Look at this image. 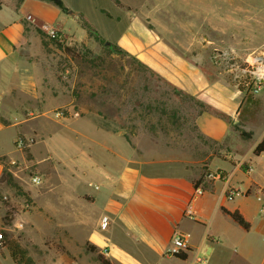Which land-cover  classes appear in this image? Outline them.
Instances as JSON below:
<instances>
[{
	"label": "crops",
	"instance_id": "crops-1",
	"mask_svg": "<svg viewBox=\"0 0 264 264\" xmlns=\"http://www.w3.org/2000/svg\"><path fill=\"white\" fill-rule=\"evenodd\" d=\"M147 1L148 7L136 4L133 11L149 12L143 17L149 19L151 29L152 24L157 26L151 20L154 14L162 15L166 24L161 22L159 27L167 36L175 34L171 15L166 13L171 7L160 0ZM181 1L177 8L187 20L181 39L154 37L148 47H120L181 95L208 107L196 114L194 125L204 140L217 147V155L202 151L197 157L172 156L140 148L121 134L116 121L98 116L109 112L108 107L95 111V105L87 102L79 108H85L89 120L59 118L61 124L57 123L71 125L75 137L79 136L70 140L75 157L67 167L51 152V137L36 121L60 107L73 109L70 96L67 100L64 90L53 84V70L47 69L51 63L39 37L40 25H53L61 11L45 0H0V178L4 170L15 177L25 162L35 166L43 184L37 205L46 213L34 222L21 212L11 222L24 221L19 238L32 234L27 226L31 221L40 233L38 241L50 235L72 243L63 258L31 252L22 239L17 240L32 264H251L256 254H261L264 264V215L254 195L255 188L264 189V151L254 154L264 130L252 141L249 112L241 111L244 95L207 56L209 50L230 52L237 58L262 53L264 0ZM88 40L86 34L78 43ZM253 99L264 106V92ZM241 131L250 137L242 138ZM17 136L35 140L28 148V159L14 148ZM63 170L71 178L70 185L53 188V198L46 196L52 174L60 176ZM212 171H219L223 179H208ZM195 183L203 190L197 197H193ZM227 189L235 191L231 201L225 198ZM5 207L1 205L0 212ZM223 210L238 211L249 230L237 226ZM8 224L0 219V230L7 232ZM40 226L48 228L43 231ZM174 232L188 241L184 259L168 255ZM228 250H233L234 261L219 262ZM9 263L16 264L2 247L0 264Z\"/></svg>",
	"mask_w": 264,
	"mask_h": 264
},
{
	"label": "rangeland",
	"instance_id": "rangeland-1",
	"mask_svg": "<svg viewBox=\"0 0 264 264\" xmlns=\"http://www.w3.org/2000/svg\"><path fill=\"white\" fill-rule=\"evenodd\" d=\"M61 1L67 11L60 10V16L52 26L59 27L64 35L62 46L60 47L54 40L46 37L40 28L39 37H41L47 58L50 60L49 63H51L48 64L47 69L53 70V84L64 90L67 100L70 96L73 109L60 107L40 116L36 121L41 126L44 135L51 137L48 147L64 166L68 167L75 157L70 140L79 136L75 137L74 127L71 125L65 127L57 123H60L59 118L71 121L72 117L76 119L84 117L85 108L79 107L80 105L84 107L87 102L88 105H95L93 108L95 111L102 110V106L108 107L109 112L98 113V116L103 120L116 121L121 134L129 141H136V145L141 146L140 148L157 149L161 154L172 156L197 157L202 151L206 156L209 153L217 155V147L204 140L195 128L194 119L200 111L199 105L176 93L173 87L138 62L134 56L125 51L126 54L117 53L115 50L116 47L123 51L121 45L140 48L144 45L146 47L147 42L154 37L166 39L168 36H173V39H181L183 23L187 21L183 18L182 11L177 8V6L181 7V0H160L171 7L166 13L171 15L169 19L175 34L168 36L159 27L161 22L166 24L165 17L154 14L151 20L152 22L155 20L157 26L152 24L154 29H151L149 19L143 17L149 12L133 11L136 9V4L148 7L147 0ZM86 34L89 39L87 44L78 43ZM71 39L76 42L73 43ZM64 47L73 49L75 55H68ZM217 52V50L207 52L212 66H217L211 60ZM262 53H264V48ZM220 69L224 73L222 66ZM224 75L228 79L225 73ZM263 92L264 89L261 93ZM247 111L251 113L249 127L253 134L252 141H254L264 130V106L253 105ZM56 113H59L58 117ZM17 117L18 120H22L20 115ZM30 117L26 116V118ZM84 119L89 120V117L85 116ZM93 119L94 122H98V118L93 117ZM24 158L27 159L25 154ZM19 166L21 169L17 171L15 177L12 176L18 189H12L5 183L0 185V208L4 205L6 206L5 212L7 209L12 210L13 218L21 212H27L31 221L38 222L46 214L37 205V195L43 184L33 187L29 183V177L38 173L35 166L27 162ZM70 182L71 178L66 170H63L60 176L53 173L48 181L50 190L46 196L53 198V188L69 186ZM5 212H0L3 224L6 223ZM31 221L27 226L32 229V234L22 238L19 237L22 232L24 233L25 223L24 221L22 223L19 218L8 224L11 228L7 232L0 231L5 234L7 240L22 239L27 250L31 252L45 251L50 255L60 254L63 258L68 257L72 243L65 241L66 239L56 241L52 236L42 234V238L45 237L43 242L38 241L40 233ZM40 227L44 229L43 231L48 228L47 226ZM15 235L18 237L14 238ZM64 237L68 239L69 236L67 234ZM27 250L25 249L26 252ZM232 251H224L222 256H219V262L228 260L232 263L234 261ZM261 259V254H256L251 264H262Z\"/></svg>",
	"mask_w": 264,
	"mask_h": 264
},
{
	"label": "built area",
	"instance_id": "built-area-1",
	"mask_svg": "<svg viewBox=\"0 0 264 264\" xmlns=\"http://www.w3.org/2000/svg\"><path fill=\"white\" fill-rule=\"evenodd\" d=\"M26 20L33 21L30 15L26 16ZM39 28L46 37L62 43L64 35L57 27L42 23ZM211 60L218 66H222L224 73L228 76L229 82L244 96H257L264 89V53H251L243 58H237L230 52L222 51L215 53ZM55 115L58 117L59 113ZM34 142L35 140L32 137L17 136L14 141V148L22 152L23 149L29 148ZM11 165H15V163L12 162ZM207 178L219 181L223 179V176L219 171H212L207 173ZM29 183L33 187H38L41 184V178L33 174L29 177ZM202 194L203 190L200 187H195L193 197ZM254 195L259 205V213L264 215V189L260 187L255 188ZM234 196L235 191L233 189L226 190L225 198L227 201H231ZM187 212L190 213L189 210ZM2 241L3 237L0 232V246ZM187 249L188 241L186 237L178 232H174L171 237L168 255L174 256L185 252ZM106 254L105 252L104 255ZM196 262H201V260L196 259Z\"/></svg>",
	"mask_w": 264,
	"mask_h": 264
},
{
	"label": "trees",
	"instance_id": "trees-1",
	"mask_svg": "<svg viewBox=\"0 0 264 264\" xmlns=\"http://www.w3.org/2000/svg\"><path fill=\"white\" fill-rule=\"evenodd\" d=\"M48 2H51L55 7H57L59 10L63 12L67 11L61 0H50ZM55 43L59 44L60 47L62 46L61 45L62 43H58L56 41ZM63 49L68 55H75L74 50L71 49L70 47H64ZM115 50L117 51V53L126 54L124 51L117 49L116 47H115ZM174 91L181 95V93L178 90L174 89ZM244 99H245V102H244L243 110L241 111L246 112L250 106L257 105V102L253 99V96L251 95H245ZM191 100H193L197 105H199L200 111L204 112L208 110V107H206L205 105L195 101L194 99H191ZM249 115H251V113ZM250 135H251L250 133H246L244 131L240 132V136L244 139L249 138ZM263 151H264V138L254 148V154L258 155ZM22 152L26 155L28 159L29 158L28 148L23 149ZM0 180L4 182L7 186L11 187L12 189H18V185L13 181L12 175L8 171L4 170L2 172ZM197 186H198L197 183H195V187ZM223 213L244 231L249 230L248 222L245 221V219L239 214L238 211L228 212L226 210H223ZM4 218H5L6 223H10L13 219L12 210L7 209L5 212ZM1 234L3 237V241L1 243L0 250L2 247H5L9 251V254L12 260L16 264H32L29 257H27L26 251L19 245L17 241H15L14 239L7 240L5 234L2 232ZM174 256L180 259H184L186 257L185 253H179ZM102 264H108V263H106L105 261H102Z\"/></svg>",
	"mask_w": 264,
	"mask_h": 264
},
{
	"label": "water",
	"instance_id": "water-1",
	"mask_svg": "<svg viewBox=\"0 0 264 264\" xmlns=\"http://www.w3.org/2000/svg\"><path fill=\"white\" fill-rule=\"evenodd\" d=\"M47 1H50V0H47ZM237 121H234V126L237 128Z\"/></svg>",
	"mask_w": 264,
	"mask_h": 264
}]
</instances>
